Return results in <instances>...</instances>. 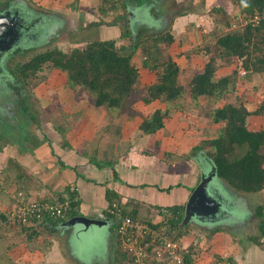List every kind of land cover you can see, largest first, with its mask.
<instances>
[{"label": "crops", "instance_id": "0c3cea01", "mask_svg": "<svg viewBox=\"0 0 264 264\" xmlns=\"http://www.w3.org/2000/svg\"><path fill=\"white\" fill-rule=\"evenodd\" d=\"M29 1L49 13L51 10L70 11L75 18L92 15L88 11L98 2ZM181 1L162 0L161 3L165 10L171 11L175 16L171 6L173 2L178 4ZM188 1L192 11L175 16L169 24L173 29L176 26H194L196 31L193 32V28H190V32L185 35L189 41L191 35H202L200 31L203 29L197 30L196 21L207 24L213 15L210 10L214 7L221 8L232 17L242 14L237 0ZM73 7L79 10L78 13ZM25 16L28 18V15ZM110 31H113L111 35L114 37L119 34L118 30ZM110 31L106 32L105 37ZM193 44H196V40ZM239 76L246 87L243 98L245 108L249 112L254 111L263 100L258 97L261 91L259 87L264 84V76L247 77L243 73H239ZM60 100V119L59 113L48 111V119H44L41 124L35 123V129L24 132L21 139L27 144L30 140V149L25 147L19 150V142L17 145H5L3 130L0 129V264H86L80 263L82 259L72 250L71 242L76 231L72 227L63 226L52 230L40 225L30 232L4 224V216L13 205V193L23 191L31 199L54 201L71 190L77 195V211L80 216L90 219L106 221L105 211L110 203L109 199H113L114 195L120 198L127 213H135L136 218L144 221L159 222L161 217L156 209L176 213L174 208H179L177 230L181 243L188 249L187 260L191 264H212L219 258L229 259L234 264H264V249L252 238L246 237L248 241L244 238L237 242L231 237L236 232L234 228L244 231L252 227L255 212L252 213L250 208L254 206L255 211L257 207H263L264 214V204L259 203L264 190L261 193L238 194L221 181V193L228 200L226 204L231 206V213L234 209L243 212H239V216H234L233 213L225 215L229 217L226 221L213 219L219 221L216 223H212L211 219H207L204 224L183 223L185 206L200 181V167L207 174L211 170L200 153L190 152L198 144L196 138L190 135L191 131L184 129L183 133L180 129L182 127L172 123L171 132L166 133L169 129L165 131L164 128L169 127L165 126L167 120L164 119V130H158L151 135H138L136 127L132 124L131 127L128 126L124 119L116 124L117 118L114 120L115 125L112 129L109 127L111 130L108 131V123L100 125L99 113L105 116L103 109L98 113L81 103L78 104L75 98L61 97ZM51 115L55 116L50 119ZM246 126L252 131L264 130V115H249ZM134 136L137 137L136 140L133 139ZM95 141L97 145L92 146ZM110 142L113 144L109 149L112 153L110 156L108 153L109 159H106V155L102 157L100 154ZM95 153L99 155L95 157ZM104 230L109 231V227L95 229L94 235L101 236ZM112 235V240L109 238L105 242V262L129 264L127 258L119 252L115 233ZM246 243L252 244L253 249H247ZM105 262L101 264H106Z\"/></svg>", "mask_w": 264, "mask_h": 264}, {"label": "trees", "instance_id": "16d2710c", "mask_svg": "<svg viewBox=\"0 0 264 264\" xmlns=\"http://www.w3.org/2000/svg\"><path fill=\"white\" fill-rule=\"evenodd\" d=\"M11 2V0L0 2V12L11 9ZM161 2L162 0H98L88 11L94 14L96 19L90 21L84 28L103 26L109 31L115 29L119 31L117 37L109 34L106 38L89 41L83 47H73L67 52L54 47L35 53L22 64L16 63L12 67L1 66L0 79L5 81V94L16 97L18 111L34 120L23 103L22 90L26 81L35 77L45 66L65 73L66 84L70 88L87 90L93 97L96 108L123 111L139 80L138 69L133 62L137 51H141L142 68L149 72L157 70L160 72H156L157 81L154 80L156 83L147 84L146 95L141 101L146 105L155 100L170 103L177 101L184 92L183 87L177 84V77L182 72L177 59L184 57L188 66L191 65L190 61L193 58L200 56L204 61L200 62L202 65L200 71L191 78L190 100L195 102L202 97L212 104L222 100V105L210 109L208 116L212 123L223 126L216 131L213 139L207 140L192 151L200 153L211 167L209 174L214 173V178L222 181L234 193L252 194L261 191L264 189V130H249L246 119L249 115H264V97L254 111H247L242 102L246 87L240 81L239 73L246 74L247 77L264 76V0H237L242 14L248 16L259 14L257 21L245 25L234 24L232 16L225 14L221 8L214 7L210 10L214 15L213 28L208 33V37L214 36L213 43H207L203 47L197 45L194 52L175 54L167 51L175 43L172 35L167 31L162 35L161 31L156 30L162 25L169 27L171 25L169 23L175 17L171 11L163 8ZM13 8L20 10V6ZM73 8L78 13L79 10ZM135 12L144 13L145 16L133 19L130 13ZM176 45L178 49L183 46L181 41H177ZM16 50L18 47L7 51V54L16 55L19 52ZM28 51L29 49H23L22 52ZM220 70L223 72L217 76V71ZM167 114L168 110L154 111L141 123L139 130L145 135L156 133L164 127ZM22 122L21 131L24 135L27 125ZM6 126L0 125V128ZM205 144L209 145L207 149ZM68 194L73 196L71 192ZM109 200L108 207L114 200L120 203V198L115 195ZM77 207L78 202L71 203L65 212V219L61 221L45 218L36 226L14 227L30 232L40 225L58 230L63 228L61 223L80 215ZM122 208L124 215L136 219L135 213L131 215L125 211L124 206ZM178 210L180 209L174 208V211ZM105 214L106 221L110 223L109 229L114 232L116 219L107 212ZM255 218L260 221V232L264 236L263 207L256 208ZM253 240L259 244L257 239Z\"/></svg>", "mask_w": 264, "mask_h": 264}, {"label": "rangeland", "instance_id": "374dc122", "mask_svg": "<svg viewBox=\"0 0 264 264\" xmlns=\"http://www.w3.org/2000/svg\"><path fill=\"white\" fill-rule=\"evenodd\" d=\"M7 0H0V2H4ZM11 5L13 6V3L19 4L17 6H20V9L25 11L28 15L22 17L21 20L24 22L22 25L24 27L20 26L17 27L15 32L19 33V38L16 41V45L14 48L18 47L19 51L16 55L13 54H5L3 57L0 56V65L6 66V67H12L16 63H24L30 59L31 56H33L35 53L42 52L46 49H51L54 47H57L63 52H67L73 47H83L87 42L95 40V39H103L106 38V32L109 30L104 27L100 28H88L85 29L84 27L87 26V24L90 21L95 20V15H89L86 17H78L73 16L70 11H56L51 10L50 13L48 11L42 10L39 6H36L34 3H31L29 0H11ZM189 1L188 0H182L180 3L176 4L173 2L174 9L173 13L175 16H179L180 14H183L186 11H192V7L189 8ZM28 12V13H27ZM32 12V13H31ZM52 13V14H51ZM130 14L131 17L134 19L135 17L143 18L145 15L144 13L140 14ZM30 14V15H29ZM91 14V13H90ZM147 16V15H146ZM174 16V15H173ZM41 19H39V18ZM60 17V20L58 19ZM62 17V18H61ZM169 17V16H168ZM32 18V19H30ZM213 17L211 16L208 19V23L204 24L200 21H196L197 24V30L199 28H202L203 31H200L202 34V37L198 34L197 37L192 36L190 37V40H188L187 34L190 32V28L193 27L190 25H186L185 27L176 26V29L172 27L167 26H159L156 29L158 32L161 31V34L164 35V32H169L175 43L172 44L169 49L167 50L171 54H175V52H181L184 51L185 53L187 51L194 52V49H196L194 46H197L198 43H200L199 46L206 45L207 43H213L214 36H209L208 33H210L211 29L213 28ZM157 24V22H155ZM149 24V23H148ZM199 25V26H198ZM25 27H28L29 29H24ZM84 28V29H82ZM178 31V32H177ZM193 32L196 31V28L192 29ZM113 31H110V35ZM177 33V34H176ZM180 33V34H179ZM109 36V35H108ZM107 36V37H108ZM112 36V35H111ZM207 36V37H206ZM206 37V38H203ZM196 40V44H193V41ZM81 41V43L79 42ZM177 41H181L183 46L181 49H178L176 43ZM186 44V45H185ZM117 46H119L117 44ZM12 48L11 50H13ZM23 49H29L28 52H22ZM10 52V50H9ZM183 52V53H184ZM143 55L141 54V51H137L135 57H134V65L138 69L139 73V80L138 83L135 85L134 90L131 94V97L126 102L123 111H115V110H108L104 107L96 108L94 106V99L89 94L87 90H84L82 88H70L66 84V74L56 70V69H50L45 68L38 72L35 77L30 78L26 81V85L23 86L22 90V96L24 98L23 103L28 108V112L34 117V120L30 118L27 114H22L18 111L19 106L17 108L18 102L17 98L13 97L8 94H5V81L0 79V125L6 127H2L0 129H6L3 130L4 134V141L3 143L5 145H17L16 143L19 142V145H17V148L21 150L22 148H28L30 149V140L28 144L22 140L21 135H23L22 123H26L27 125V131L35 129V123H43L44 119L48 115V113H59L61 118V100L60 98H67L70 97L72 99H76V101L86 108H92L94 111H97L98 113L103 109L105 113V116L102 115V113H99L100 118V125L108 123V131L112 129V126L114 124L115 118H117L116 124L120 123V119H124V123L128 124V126L131 127V124L136 127L137 134H142V131L139 130V126L141 123L148 119L152 113L156 110H168L167 116H165V120H167V123L165 126H168L169 128H164L165 131H168L166 133H170L172 129V123L177 124V126L182 127L180 128L183 132V130L191 131L189 132L191 136H194L197 141L198 145H203V143L207 142L209 139H213L215 135L217 134V130L223 126V124H214L210 121V117L208 116V112L210 109L215 107H220L223 103V101H219L215 104H212L211 101H208L202 97H199L197 101L193 102L190 100V93H189V84L191 81V78L195 73L200 71L202 65H200L201 61H204V58H201L200 56L198 58H193V60L190 61L191 65L186 66V60L184 57H181V59H177V62L180 63V66L182 67V72L179 73L177 77V84L183 87V95L177 99V101L170 102V103H160V101L155 100L156 102L150 103V104H144L141 99L146 94V86L147 84H151L152 82L157 81L156 79V72H159V70L155 71H148L145 68H142V60ZM181 60V61H180ZM226 71V68L224 69V72ZM1 72V70H0ZM223 70L217 71V76H220ZM160 73V72H159ZM240 78V77H239ZM242 79V78H240ZM156 83V82H154ZM262 87L261 91L259 92L258 99H263L264 95V84H261ZM70 95V96H69ZM234 100V99H233ZM232 102L231 100H229ZM234 102V101H233ZM244 102V99L243 101ZM211 104V105H210ZM45 112H44V111ZM49 111V112H48ZM48 112V113H47ZM11 114V115H10ZM118 114V115H117ZM55 116V115H53ZM53 116L51 115L49 118L52 119ZM175 116V117H174ZM172 117V118H171ZM4 124V125H3ZM111 127V129L109 128ZM106 128V127H105ZM104 128V129H105ZM103 129L104 132H106ZM162 129V130H164ZM161 130V131H162ZM181 132V133H182ZM184 133V132H183ZM134 134V133H133ZM136 136H134V140H136ZM108 140V139H107ZM110 141V140H109ZM93 145H97V141L93 142ZM112 143H108L105 145V149L101 152V156L103 157L106 155V159L112 153V150H109L112 147ZM196 146V147H197ZM207 149L209 147L208 144L204 145ZM195 147V148H196ZM194 149V148H193ZM193 149H190L191 153ZM23 150V149H22ZM97 151V149H96ZM95 157L99 155V153L94 154ZM214 181H217L219 185L221 186V181L219 179L214 178ZM213 181V182H214ZM219 186V187H220ZM195 189V188H194ZM264 190V189H262ZM261 190V191H262ZM194 191V190H193ZM259 191V193H261ZM257 193V192H256ZM249 196V195H248ZM250 197V196H249ZM261 200L260 204H264V191L261 194ZM228 208H231L230 205H228ZM249 209V208H247ZM251 209V212L253 211L254 206ZM239 212H243V210H233L232 213L234 216H239ZM255 215V213L253 214ZM250 217V216H249ZM255 217V216H254ZM229 217L225 216L223 218V221L227 220ZM234 218V217H233ZM222 220V219H221ZM234 220V219H233ZM259 223V225H258ZM252 227H248L243 231V229L234 228L236 232H232V236L234 239L238 241H243L244 238L245 241H248L246 237H250L249 239H257L256 241L259 243V247L264 249V236H262L260 232V221L255 218L253 220ZM227 227V226H226ZM230 228V227H227ZM233 229V228H232ZM241 230L243 232H241ZM231 232V231H230ZM102 235H97L96 240L94 235L87 234L84 236H80L78 238H72V250L76 255H78L82 261H79L80 263H86V264H101L105 262V256L107 254V244L105 243L106 240L109 241V238L111 239L113 237V232L108 230H104V232H101ZM112 240V239H111ZM242 243V242H240ZM111 245V244H110ZM246 248H250V250L253 249L252 244H245ZM71 248V247H70ZM77 256V257H78ZM80 259V260H81ZM103 260V261H102ZM78 262V263H79ZM106 263V262H105ZM107 264V263H106Z\"/></svg>", "mask_w": 264, "mask_h": 264}, {"label": "built area", "instance_id": "2783aa9c", "mask_svg": "<svg viewBox=\"0 0 264 264\" xmlns=\"http://www.w3.org/2000/svg\"><path fill=\"white\" fill-rule=\"evenodd\" d=\"M234 24L245 25L257 21L259 14L248 16L235 15ZM234 25V26H236ZM233 26V27H234ZM71 197L68 193L61 200L47 201L31 199L23 191L12 194L13 205L5 214L4 224L7 226H36L45 218L61 221L71 203H77V195ZM123 205L113 201L106 212L116 219L115 235L117 246L129 264H191L187 260L188 249L181 243L176 226L177 212L166 209H156L161 217L159 222L144 221L126 216ZM212 264H234L226 258H219Z\"/></svg>", "mask_w": 264, "mask_h": 264}, {"label": "water", "instance_id": "95a60500", "mask_svg": "<svg viewBox=\"0 0 264 264\" xmlns=\"http://www.w3.org/2000/svg\"><path fill=\"white\" fill-rule=\"evenodd\" d=\"M28 13V12H27ZM132 14V13H130ZM27 15L23 10L11 8L0 12V56L3 57L7 51L16 46L19 33L15 32L17 27L22 25V18ZM22 17V18H20ZM24 29H29L25 27ZM1 70V65H0ZM200 181L191 193L190 198L185 206V217L183 223L193 222L196 224H204L207 219H211L212 223L222 221L225 215L232 214L231 208H228V200L221 193L220 185L214 181V173L207 174L200 167ZM214 181V182H213ZM218 215V216H217ZM213 219H218L213 220ZM222 219V220H221ZM61 226L72 227L76 229L74 238L87 234L94 235V230L109 227L108 221L99 219H90L84 216H75L66 220ZM93 237L96 238V235ZM98 238H96L97 240Z\"/></svg>", "mask_w": 264, "mask_h": 264}, {"label": "flooded vegetation", "instance_id": "af4514ba", "mask_svg": "<svg viewBox=\"0 0 264 264\" xmlns=\"http://www.w3.org/2000/svg\"><path fill=\"white\" fill-rule=\"evenodd\" d=\"M13 4L15 5L16 3H13ZM14 5H13V7H15V6H16V5H15V6H14Z\"/></svg>", "mask_w": 264, "mask_h": 264}]
</instances>
